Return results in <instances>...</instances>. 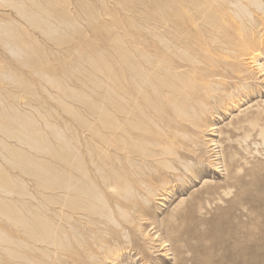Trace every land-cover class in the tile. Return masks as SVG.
Wrapping results in <instances>:
<instances>
[{"label":"rangeland","instance_id":"obj_1","mask_svg":"<svg viewBox=\"0 0 264 264\" xmlns=\"http://www.w3.org/2000/svg\"><path fill=\"white\" fill-rule=\"evenodd\" d=\"M262 2L0 0V225L9 224L6 215L15 198L24 199L22 210L27 217L38 214L35 204L40 209L45 202L57 207L54 202L57 195H62V190L56 189L57 173L62 166L70 171L66 176L71 182L75 181L72 173L79 175L85 169L89 152L99 168H106L99 159L105 157L99 145L104 143L111 118L108 109H112L114 122L118 123L121 112L117 110L124 104V97L129 99L128 95L121 96L123 76L131 91L149 90L145 100L148 106L163 99L155 98L152 91V82L157 81L159 86L163 76H153L139 67H150L154 62L152 47L145 54L133 49L135 60L130 55L129 61L136 66L125 72L121 69L126 41L153 44L156 34L162 32L154 21L166 13L175 17L177 12L183 15L186 9L193 11L196 7H233L237 15L246 17V31L253 30L252 40L259 50L255 63H248L245 57L240 62L241 74L248 81L213 92L220 97L210 98L203 114L210 126L199 135L200 162L189 158L177 170H168L181 173L179 177H168L169 183L163 185L176 192L162 197V192L156 190L145 203L155 224L140 219L142 229L150 236H140L139 240L151 260L136 259L137 254L128 248L113 263L264 264ZM174 51L179 57L186 56L185 52ZM162 115L166 116L164 112ZM139 116L144 123L142 134L157 131L153 120L141 113ZM177 137L186 138L179 132ZM79 138L89 146L82 148V154L77 150ZM145 148L158 147L146 143ZM191 172L199 175L194 177ZM161 221L168 224L151 229ZM158 233L169 239L164 251L156 239L152 240ZM242 252L248 254V263L243 262Z\"/></svg>","mask_w":264,"mask_h":264},{"label":"bare ground","instance_id":"obj_2","mask_svg":"<svg viewBox=\"0 0 264 264\" xmlns=\"http://www.w3.org/2000/svg\"><path fill=\"white\" fill-rule=\"evenodd\" d=\"M183 13L177 12L175 17L166 13L162 19H155L156 28H162V32L156 34L153 44L129 40L123 45L125 52L121 55L120 67L124 72L136 66L129 61L130 55L135 60L133 49L145 54L148 47H152L154 62L150 67L143 64L139 67L153 76H163L159 86L157 81L152 82L155 98L162 96L163 99H155L157 106L154 102L148 106L145 100L149 90L131 91L127 77L123 76L121 96L128 95L129 99L124 97V104L119 106L120 110L116 109L121 112L118 123L114 122L112 109H108L111 118L106 124L104 143H96L105 155L99 159L106 168H99L89 152L85 169L79 175L72 173L75 181L71 182L66 176L70 171L62 166L57 173L56 189L62 190V195H57L54 202L57 207L45 202L40 209L31 201L38 208L39 216L27 217L22 210L24 199L12 200L10 213L6 215L8 227L0 225V264H109L128 248L137 254L136 259L151 260L139 240L140 236H150L139 220L155 224L147 214L149 207L145 203L156 190L162 192V197L172 194L173 190L163 185L169 183L168 177L180 176L181 173L171 171L177 170L181 162L189 158L200 162L199 135L203 128L210 126L203 117L208 100L220 97L213 93L217 89L244 83L247 77L241 74L242 57L253 63L255 55H259L257 44L252 40L254 32L246 31V17L237 15L236 8L196 7ZM175 49L185 52L186 56L179 57ZM140 113L154 121L157 131L147 130V135L140 132L144 125ZM177 132L186 138L177 137ZM77 141V150L82 154V148L89 147L88 143L80 138ZM146 143L158 148L146 149ZM147 156L151 160L146 159ZM145 168L149 171H144ZM215 171L218 170L215 168ZM28 199L29 202L31 199ZM164 224L161 221L151 229ZM167 238L158 233L152 240L156 239L160 250L164 251L170 243ZM242 255L243 262L248 263V254L242 252Z\"/></svg>","mask_w":264,"mask_h":264}]
</instances>
